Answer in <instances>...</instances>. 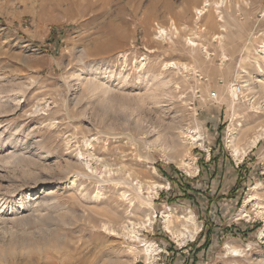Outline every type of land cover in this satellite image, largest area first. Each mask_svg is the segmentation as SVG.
<instances>
[{"label": "rangeland", "instance_id": "1", "mask_svg": "<svg viewBox=\"0 0 264 264\" xmlns=\"http://www.w3.org/2000/svg\"><path fill=\"white\" fill-rule=\"evenodd\" d=\"M221 1L0 0V264H264V0Z\"/></svg>", "mask_w": 264, "mask_h": 264}, {"label": "bare ground", "instance_id": "2", "mask_svg": "<svg viewBox=\"0 0 264 264\" xmlns=\"http://www.w3.org/2000/svg\"><path fill=\"white\" fill-rule=\"evenodd\" d=\"M224 1L225 0H222L221 3H224ZM219 4H220V2L215 3V5H217V7H220ZM209 5H210V0H205V3L203 5V7L196 9V12H197L198 16L199 15H203L204 13H206L208 11L207 7ZM174 28H175L176 32H178L176 26ZM167 32L168 31L165 28H161V35H164L163 33H167ZM166 66L178 67L179 64L176 63V62H170V63H167ZM184 67L187 68V65H184ZM237 96H239V95H237ZM192 133H193L192 137H194L196 134H194V132H192ZM263 135H264V133H259V134L255 135L253 137V139L250 141V143L248 144V148H254L258 144V142H260V139L263 137ZM197 139H199V138L197 137ZM234 141H233V143H234ZM233 151H234V153L237 156H240L241 154L245 155L247 153V150L245 148L239 147L236 143L234 144ZM143 185L144 184L141 181H138L136 190L141 192L143 187H144ZM162 186L163 185H161V184L155 183V184H153L151 186V188L155 189L156 187H162ZM255 187H257V186H255ZM121 195H122V198L125 201V203L127 202L130 207L135 205L134 200L130 197V194H127L125 191H123L121 193ZM143 204H144L143 201L142 202L140 201V206L141 205L143 206ZM145 207H146V205H145ZM149 208L150 207H147L148 211H149ZM112 212L116 214V210L112 211ZM131 212H132V210H131ZM131 212H129L127 215H130ZM117 214H119V213L117 212ZM117 214H116V216H117ZM163 215L165 217V224H166V228H167L168 231H170L171 233H173L177 237H182V238H185V237L194 238L195 237V231L197 232L198 226H197V222H196V219H195V215H194V213L192 211H190L188 214L182 216V219L180 218V220H178V219L175 220L173 218L172 207H168V209L163 212ZM118 217H120V216L118 215ZM144 217H145L144 221L139 222V223H135L134 221L130 220L129 223L122 224L120 226H116V225L111 224V223H103V222H102L101 225H103V228L105 230L109 231L112 235L118 236L119 238L120 237H127V238H131V239L142 240L141 234H140V231H139V227H140L139 225H142V226L146 227V226H151L153 224V218L151 216V213L146 212L144 214ZM176 222H178V223L176 224ZM190 225L191 226L194 225V227H195L194 230H190L189 229ZM179 226H180V228H179ZM143 246L145 248L146 253L149 255V259H150L149 260V264H157L155 262V259H156V257L159 254L158 253L159 248L156 247L154 242L147 241V240H144V245ZM124 248H128L129 252L133 253V255H136V252H135L136 250H135L134 246H129L128 245V246H124ZM233 251L237 252V253H241L242 252L238 248H233Z\"/></svg>", "mask_w": 264, "mask_h": 264}, {"label": "trees", "instance_id": "3", "mask_svg": "<svg viewBox=\"0 0 264 264\" xmlns=\"http://www.w3.org/2000/svg\"><path fill=\"white\" fill-rule=\"evenodd\" d=\"M224 148V146L223 145H221L220 144V149H223ZM215 153V151L213 150L212 151V158H211V161L213 162V163H216L215 164V168H214V170L216 171L217 170V168H216V166H218V163H217V161L219 160V155L218 154H214ZM214 175H216V174H214ZM182 186H185V190L187 191L188 190V188H192L191 187V185H192V182H191V180H189V179H186V178H183V182H181L180 183ZM238 184V189L240 188V184H243V183H237ZM243 187L245 188V185H243ZM243 188V189H244ZM233 190H234V188H233ZM234 196V195H233ZM228 197H229V195H228ZM221 198H223V195L221 194V195H218V191L213 195V197L211 198V199H209V202H214L215 200H220ZM231 198V197H230ZM211 235H212V232H211V229H209L208 228V225L206 224L205 226H204V228L202 229V231H201V233H200V237L199 238H201L202 236H204L205 237V240H204V242H203V244L201 245V247H203L204 249H208L209 248V246H210V243H211ZM195 244H193L192 246H194Z\"/></svg>", "mask_w": 264, "mask_h": 264}, {"label": "built area", "instance_id": "4", "mask_svg": "<svg viewBox=\"0 0 264 264\" xmlns=\"http://www.w3.org/2000/svg\"><path fill=\"white\" fill-rule=\"evenodd\" d=\"M155 24H156L157 32L160 34V33H161V28H160V26H159L157 23H155ZM172 28H173V27H172ZM173 29H174V28H173ZM168 31H171V28L168 29ZM233 90L235 91L236 94L241 93V92H242V86L239 85V84H236V85H234ZM212 98H213V99H216V94H215V93L212 94ZM157 246H158V245H157ZM163 252H165V251H164V249L161 247V248L159 249V251H158V253H159V258H160V254L163 253ZM168 254H169V253H168Z\"/></svg>", "mask_w": 264, "mask_h": 264}]
</instances>
